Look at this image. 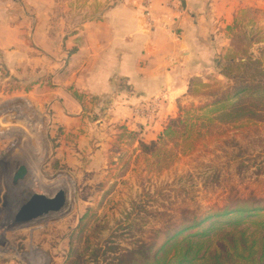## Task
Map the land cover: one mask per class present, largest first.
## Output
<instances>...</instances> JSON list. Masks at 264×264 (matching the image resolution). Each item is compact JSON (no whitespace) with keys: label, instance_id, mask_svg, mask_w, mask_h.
Masks as SVG:
<instances>
[{"label":"rangeland","instance_id":"1","mask_svg":"<svg viewBox=\"0 0 264 264\" xmlns=\"http://www.w3.org/2000/svg\"><path fill=\"white\" fill-rule=\"evenodd\" d=\"M255 19L247 16L248 27L238 24L233 39L246 36L252 44L259 42L252 50L264 58V29L252 26ZM57 62L56 75H39L40 67L29 66L12 79L5 68L1 75L8 81L0 89L35 90V97H45L64 71V60ZM220 71L191 79L176 115L161 124L156 121L167 103L164 92L136 105L140 111L134 121L106 118L109 109L94 103H85L82 119L72 115L71 121L47 104L0 103V264H104L114 257L113 249L149 237L163 223L180 219L184 210L206 214L230 205L232 197L264 198V121L224 125L174 156L152 157L143 149L157 141L169 120L186 119L209 103L203 93L227 85ZM173 145L162 151L170 152ZM22 165L28 175L15 184ZM32 190L43 196L64 191L67 204L26 228L13 225L14 210ZM226 221L215 224L198 257L216 264H264V217Z\"/></svg>","mask_w":264,"mask_h":264},{"label":"crops","instance_id":"2","mask_svg":"<svg viewBox=\"0 0 264 264\" xmlns=\"http://www.w3.org/2000/svg\"><path fill=\"white\" fill-rule=\"evenodd\" d=\"M13 2L0 0V84L5 68L12 79L29 66L56 75L64 60V71L45 97L1 88L0 103L47 104L69 121L82 119L85 103L108 108L106 118L134 121L136 105L164 92L161 124L176 115L191 79L219 69L238 24L248 27L254 15L252 26L264 29V0H153L150 17L143 0Z\"/></svg>","mask_w":264,"mask_h":264},{"label":"trees","instance_id":"3","mask_svg":"<svg viewBox=\"0 0 264 264\" xmlns=\"http://www.w3.org/2000/svg\"><path fill=\"white\" fill-rule=\"evenodd\" d=\"M257 44L259 42L252 44L246 36L233 39L232 49L223 55L219 64L220 75L227 79V85L203 93L210 102L196 108L191 116L185 119L180 115L169 120L151 146L143 147L141 143L145 154L164 158L174 156L180 150L185 152V148L192 150L201 137L224 125L264 121V58L253 52L252 47ZM258 52L261 53V49ZM204 88L208 89L207 86ZM133 135L137 136V133ZM171 143L174 145L170 152L162 151ZM151 148L154 151L151 152ZM230 203L225 207H214L206 214L184 210L180 219L163 223L149 237H140L127 248L113 249L114 257L104 264H216L212 258L200 259L198 255L203 240L209 237L220 219L230 222L245 216L264 217V198L232 197ZM185 231L191 233L185 235Z\"/></svg>","mask_w":264,"mask_h":264},{"label":"water","instance_id":"4","mask_svg":"<svg viewBox=\"0 0 264 264\" xmlns=\"http://www.w3.org/2000/svg\"><path fill=\"white\" fill-rule=\"evenodd\" d=\"M27 175L28 169L25 166H20L14 174V183L23 181ZM67 200L66 193L61 190L53 196H40L38 193L32 192L27 200L15 209L13 225L26 228L50 214L62 211L67 204Z\"/></svg>","mask_w":264,"mask_h":264},{"label":"built area","instance_id":"5","mask_svg":"<svg viewBox=\"0 0 264 264\" xmlns=\"http://www.w3.org/2000/svg\"><path fill=\"white\" fill-rule=\"evenodd\" d=\"M152 6H153V0H143V7L145 9V15L148 17H150ZM137 111H140V110L136 109L135 113H138ZM147 115L148 114H146L145 117Z\"/></svg>","mask_w":264,"mask_h":264},{"label":"bare ground","instance_id":"6","mask_svg":"<svg viewBox=\"0 0 264 264\" xmlns=\"http://www.w3.org/2000/svg\"><path fill=\"white\" fill-rule=\"evenodd\" d=\"M34 162V161H33ZM35 163V162H34ZM31 168V167H30ZM37 193L40 195V196H43V194H40L41 191L37 190Z\"/></svg>","mask_w":264,"mask_h":264}]
</instances>
